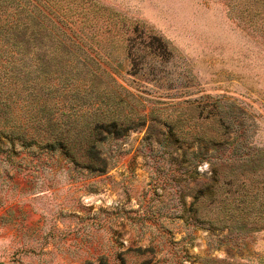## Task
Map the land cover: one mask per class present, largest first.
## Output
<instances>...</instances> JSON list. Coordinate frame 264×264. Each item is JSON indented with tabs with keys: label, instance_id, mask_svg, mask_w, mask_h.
I'll use <instances>...</instances> for the list:
<instances>
[{
	"label": "rangeland",
	"instance_id": "rangeland-1",
	"mask_svg": "<svg viewBox=\"0 0 264 264\" xmlns=\"http://www.w3.org/2000/svg\"><path fill=\"white\" fill-rule=\"evenodd\" d=\"M18 2L0 263L264 264V0Z\"/></svg>",
	"mask_w": 264,
	"mask_h": 264
},
{
	"label": "trees",
	"instance_id": "trees-1",
	"mask_svg": "<svg viewBox=\"0 0 264 264\" xmlns=\"http://www.w3.org/2000/svg\"><path fill=\"white\" fill-rule=\"evenodd\" d=\"M8 0H0L1 4H7ZM12 1V0H10ZM14 11L6 12L0 9V72H11L9 77L15 76L16 72H30L26 66L25 59H30V52L27 50V42L32 36V29L23 24V18L29 15L25 4L14 0ZM27 0H25V3ZM44 68H41V72ZM97 126L91 128L94 130ZM3 133V130H0ZM60 137L56 136L52 140L47 139L46 143L52 145L60 143Z\"/></svg>",
	"mask_w": 264,
	"mask_h": 264
},
{
	"label": "crops",
	"instance_id": "crops-1",
	"mask_svg": "<svg viewBox=\"0 0 264 264\" xmlns=\"http://www.w3.org/2000/svg\"><path fill=\"white\" fill-rule=\"evenodd\" d=\"M36 216H38V215H36ZM0 264H13V262H2ZM38 264H46V263H38Z\"/></svg>",
	"mask_w": 264,
	"mask_h": 264
}]
</instances>
